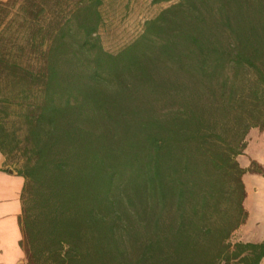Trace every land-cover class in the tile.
I'll use <instances>...</instances> for the list:
<instances>
[{"label": "trees", "instance_id": "16d2710c", "mask_svg": "<svg viewBox=\"0 0 264 264\" xmlns=\"http://www.w3.org/2000/svg\"><path fill=\"white\" fill-rule=\"evenodd\" d=\"M103 4L0 0L19 98L13 125L0 98V150L21 157L28 263L259 264L264 239L230 237L242 175L264 176L237 160L264 128V0H177L115 52Z\"/></svg>", "mask_w": 264, "mask_h": 264}, {"label": "crops", "instance_id": "0c3cea01", "mask_svg": "<svg viewBox=\"0 0 264 264\" xmlns=\"http://www.w3.org/2000/svg\"><path fill=\"white\" fill-rule=\"evenodd\" d=\"M241 158H245L244 162ZM237 160L244 168H248L252 161L264 166V128L249 129L246 146L243 153L237 156ZM9 169L12 168L0 150V264H29L20 243L23 237L20 217L24 178L15 169L13 172ZM242 180L246 191L243 206L247 211V218L233 233L236 234V240L259 242L264 239V230L260 231L258 221L251 224L249 220L255 209L264 215V176L246 171ZM259 264H264V256Z\"/></svg>", "mask_w": 264, "mask_h": 264}, {"label": "rangeland", "instance_id": "374dc122", "mask_svg": "<svg viewBox=\"0 0 264 264\" xmlns=\"http://www.w3.org/2000/svg\"><path fill=\"white\" fill-rule=\"evenodd\" d=\"M177 0H163L153 2V0H104L102 12L104 24L100 28V36L104 47L110 51H117L125 44L133 40L142 30L144 21L155 16L162 8ZM18 85L12 83L8 78L0 81V98L9 97L11 100V114L8 120L9 125H13V119L17 118L18 107L16 102ZM19 124V123H18ZM17 124V126H18ZM22 132L21 129H19ZM244 162L245 158L240 159ZM8 165L15 169L19 166L21 157L7 159ZM257 225L264 230V215L256 209L251 213L249 223ZM262 232V231H261ZM231 241L236 240V234L230 237Z\"/></svg>", "mask_w": 264, "mask_h": 264}, {"label": "water", "instance_id": "95a60500", "mask_svg": "<svg viewBox=\"0 0 264 264\" xmlns=\"http://www.w3.org/2000/svg\"><path fill=\"white\" fill-rule=\"evenodd\" d=\"M10 172H13V169H9Z\"/></svg>", "mask_w": 264, "mask_h": 264}]
</instances>
